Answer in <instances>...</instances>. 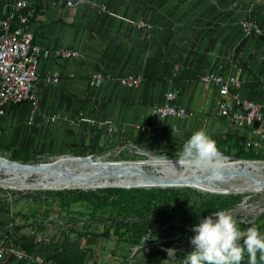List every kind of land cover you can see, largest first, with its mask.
I'll list each match as a JSON object with an SVG mask.
<instances>
[{
  "label": "crops",
  "instance_id": "obj_1",
  "mask_svg": "<svg viewBox=\"0 0 264 264\" xmlns=\"http://www.w3.org/2000/svg\"><path fill=\"white\" fill-rule=\"evenodd\" d=\"M15 1L33 9L28 30L41 51L68 48L79 56L41 61L33 87L38 107L33 123L28 124L30 102L9 108L0 117V156L26 150L22 153L54 159L124 142L176 149L201 128L218 149L255 137V130L234 127L217 116V90L200 81L206 74L236 77L243 82L239 96L264 105L259 86L264 78V38H246L238 25L250 0H93L96 6L66 5L76 0H0V17ZM254 1L264 30V0ZM100 4L114 16L99 12ZM140 21L151 29L132 24ZM94 71L104 77L96 89L88 80ZM54 74L59 84L47 85L45 77ZM129 75L140 79L131 89L119 83ZM169 91L176 93L174 105L186 109L185 119L151 114ZM53 115L60 118L47 123ZM111 126L115 130L110 131ZM12 225L22 223L1 226L0 243L39 254L52 264H83L87 259L84 248L69 249L61 238L52 240L47 226L37 231L33 225L16 230ZM35 230L49 243H37L31 235ZM0 264L26 263L7 256ZM242 264H247V254Z\"/></svg>",
  "mask_w": 264,
  "mask_h": 264
},
{
  "label": "rangeland",
  "instance_id": "obj_2",
  "mask_svg": "<svg viewBox=\"0 0 264 264\" xmlns=\"http://www.w3.org/2000/svg\"><path fill=\"white\" fill-rule=\"evenodd\" d=\"M259 11L255 1L250 0L239 21L252 18L259 23ZM260 27L262 36L243 35L246 38H264L263 27ZM219 150L235 159L264 163V149L258 153L246 151L240 141ZM181 151L182 147L169 149L158 144L142 147L124 142L103 146L89 154L95 159H104L106 163L123 164L145 162L147 156L144 153L177 160ZM71 155L89 156L82 153ZM1 156L9 160L12 153L4 151ZM32 156L33 160L41 158L31 161L35 163L52 160ZM32 187L41 189L26 190ZM55 187L58 186L34 182L21 187L0 184V222L4 227L22 223V226L12 225L13 230L33 225L38 231L47 226L52 232V240L61 238L65 248H84L88 252L83 264H181L183 255L191 251L189 238L193 235L192 227L183 221L182 209H194L205 199L209 200V207L214 205L215 211L228 210L240 228L256 226L264 232V190L243 195L211 193L192 187H170L168 189H177L181 193L170 200L168 206L160 201H154L149 206L144 196L136 192L147 190L144 188L123 189L125 192H108L105 191L108 189L106 187L95 190L91 187L86 190L44 189ZM165 207L174 209L169 210V219L163 224L161 218ZM26 221L29 224L25 226ZM36 230L31 235H36ZM88 245L91 246L86 248ZM170 249L175 253L168 252Z\"/></svg>",
  "mask_w": 264,
  "mask_h": 264
},
{
  "label": "built area",
  "instance_id": "obj_3",
  "mask_svg": "<svg viewBox=\"0 0 264 264\" xmlns=\"http://www.w3.org/2000/svg\"><path fill=\"white\" fill-rule=\"evenodd\" d=\"M93 0L69 1L67 6L92 3ZM99 12L114 16L104 4L97 5ZM34 17L33 9L25 1H15L10 4L8 11L0 17V117L4 116L9 108L22 103L30 102L32 108L28 124H32L37 112V104L33 95V87L38 79V68L42 60L54 57L57 59H70L79 56L77 51L68 48H59L50 51H41L34 43L33 34L28 30V25ZM137 29H151L140 21L132 22ZM239 28L245 36H262L263 32L259 23L252 18H243L238 22ZM89 86L101 87L104 77L94 71L89 74ZM59 76L54 74L45 77L49 86L59 84ZM200 81L213 86L218 93L219 102L217 116L227 118L234 127L255 130V137H250L242 144L246 151L255 153L264 149V105L253 100L242 99L237 91L242 88L243 82L233 76L221 74H206ZM140 82L139 77L129 75L119 79L122 87L131 89ZM260 89L264 90V78L259 81ZM176 93L166 92L164 101L151 108V114L158 118L173 117L185 119L188 116L186 109L174 105ZM60 117L57 115L47 118V123H55ZM115 130L113 126L110 131ZM150 131V129H147ZM1 157V156H0ZM37 243L47 244L49 238L36 237ZM10 256L26 264H52L39 254L21 251L13 245L0 243V260Z\"/></svg>",
  "mask_w": 264,
  "mask_h": 264
},
{
  "label": "bare ground",
  "instance_id": "obj_4",
  "mask_svg": "<svg viewBox=\"0 0 264 264\" xmlns=\"http://www.w3.org/2000/svg\"><path fill=\"white\" fill-rule=\"evenodd\" d=\"M143 155L147 156L145 162L123 163L120 166H111L102 158L95 159L92 156L77 159L81 157L68 154L48 162L26 163L36 165L57 161L37 169L23 167L24 163L21 162L12 164L0 159V184L21 187L34 182L48 186L94 189L107 186L148 189L162 187L164 184H187L211 193L243 195L264 190L262 161L235 159L223 154V178L214 181L206 171L191 170L179 165L177 160L145 153Z\"/></svg>",
  "mask_w": 264,
  "mask_h": 264
},
{
  "label": "clouds",
  "instance_id": "obj_5",
  "mask_svg": "<svg viewBox=\"0 0 264 264\" xmlns=\"http://www.w3.org/2000/svg\"><path fill=\"white\" fill-rule=\"evenodd\" d=\"M179 165L191 170H202L209 178H223V154L216 141L201 128L182 144L177 155ZM189 238L191 251L181 258V264H242L247 253V264H264V232L256 226L242 229L233 215L225 209L197 217ZM175 253V250H168Z\"/></svg>",
  "mask_w": 264,
  "mask_h": 264
},
{
  "label": "trees",
  "instance_id": "obj_6",
  "mask_svg": "<svg viewBox=\"0 0 264 264\" xmlns=\"http://www.w3.org/2000/svg\"><path fill=\"white\" fill-rule=\"evenodd\" d=\"M22 152H27V151L21 150V151L11 152L12 158H10L9 160L14 161V162H21L24 164L29 163L31 161L40 160V158L33 160L32 155H29L28 153H22ZM83 155L86 156L90 154H87L86 152H84ZM23 160H25V162H23ZM105 191L125 192V190L119 189V188H108ZM75 192L82 193V191H75ZM136 192H139L144 196V199L146 200V204H148L149 206H151V203L154 201H160V203H164L168 206L170 200H174L175 196L181 193L180 190L168 189V188H152V189H147V190H138ZM171 209H174V207H165L163 209V212H162L163 217L161 218L163 224L167 223V220L169 219L168 212ZM212 211H215L214 205L212 204V206L209 207V200L205 199L202 202H200V204L194 209H182V212H183L182 218H183V221H186V223H188V225L192 227L195 223L198 222L197 217H206L209 215V212H212ZM1 226L4 227L3 224L0 222V227Z\"/></svg>",
  "mask_w": 264,
  "mask_h": 264
},
{
  "label": "water",
  "instance_id": "obj_7",
  "mask_svg": "<svg viewBox=\"0 0 264 264\" xmlns=\"http://www.w3.org/2000/svg\"><path fill=\"white\" fill-rule=\"evenodd\" d=\"M88 157H92V155H89L87 157L77 158V159H85V158H88ZM73 158H75V157H73ZM0 159L4 160V161H7V162H11L12 164L17 163V162H13L11 160L4 159L3 157H0ZM98 159H101V158H98ZM55 162H57V161H55ZM55 162H53V163L36 164V165L23 164L22 166L23 167H29V168L37 169V168H40L41 166L54 164ZM107 164H111V166H120L121 163H107ZM170 187H192V188H194V186H190V185H187V184H164L162 187H156V188H170ZM106 188L131 189V187H124V186H107ZM35 189H41V187H32V188H27L26 190H35ZM44 189H46V190H86L85 188H81V187H66V186L57 187V188L56 187L55 188H44ZM148 189H152V188H148Z\"/></svg>",
  "mask_w": 264,
  "mask_h": 264
}]
</instances>
